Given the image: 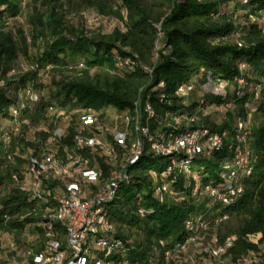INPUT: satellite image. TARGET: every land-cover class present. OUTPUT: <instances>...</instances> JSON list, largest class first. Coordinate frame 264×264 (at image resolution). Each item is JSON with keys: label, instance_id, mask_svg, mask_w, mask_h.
<instances>
[{"label": "trees", "instance_id": "trees-1", "mask_svg": "<svg viewBox=\"0 0 264 264\" xmlns=\"http://www.w3.org/2000/svg\"><path fill=\"white\" fill-rule=\"evenodd\" d=\"M25 7L28 30L18 20ZM90 9L117 20L123 29H89L83 12ZM72 14L78 24L70 22ZM250 16L257 22L252 24ZM262 16L264 0H29L27 6L24 0H0V233L13 238L7 248L0 243V264L21 263L25 251L40 253L55 239L65 243L67 230L53 212L69 182L42 177V196L36 194L26 187L29 161L54 156L64 165L74 163L78 179L83 170L99 171L101 186L120 172L137 138V125L150 127L152 135L228 133L225 147L212 150V157H196L190 171L204 189L221 188L228 175L224 165L233 159L232 145L250 149L247 168H234L242 193L226 201L202 192L194 195L195 183L172 170V157L156 158L146 145L147 153L129 166V178L104 206L112 231L103 236L121 241L124 249L108 257L98 253L97 260L164 264L166 252L191 237H201L206 245L216 237L219 246L228 239L233 243L223 261L264 264ZM216 83L232 90L201 93ZM185 86L195 88L187 103L176 95ZM147 106L155 111L151 118L143 114ZM77 111L84 115L72 116L65 136L58 138L60 115ZM91 113L101 121L111 113L130 119L128 149L111 141L115 163L99 151L78 149L76 138L90 135L82 118ZM239 121L246 126L241 132ZM162 178L172 195L159 193ZM190 221L195 233L187 230ZM27 234L35 240L28 242ZM212 257L204 255L203 262ZM27 259L26 264L33 263Z\"/></svg>", "mask_w": 264, "mask_h": 264}, {"label": "bare ground", "instance_id": "bare-ground-1", "mask_svg": "<svg viewBox=\"0 0 264 264\" xmlns=\"http://www.w3.org/2000/svg\"><path fill=\"white\" fill-rule=\"evenodd\" d=\"M255 17L250 16V22L252 24L256 23L258 20ZM161 87H163V85H161ZM191 91H192V86L181 87L177 91L176 95L178 98L185 100V94L190 96ZM144 111H147L146 117L148 118H151L155 115V111L150 106H147ZM118 115L123 116L125 118V121L127 122V130L126 132H119V133L116 132L114 134L108 133L105 130V128L101 126L100 124L101 118H99L98 115L92 113L85 115L82 118V124L84 130H87L90 133V135L87 137H85L87 134L84 137L83 135L82 136L80 135L79 137L76 138L78 149L99 151L100 152L99 154L105 156L110 161L118 159L116 158L115 147L111 141L113 140L117 146L123 148L124 150L128 149L127 138H129L128 130H130L128 129L130 122L129 117L126 114H118ZM139 120H141V118L140 116L139 117L137 116V122H139ZM237 127L240 132L246 128L245 124L241 121L238 122ZM149 128L150 127L141 128L138 127L137 125L135 131L137 134L136 135L137 138L136 140L134 139L133 144H131V147H129L128 157L127 159L125 158L126 161L120 166L119 168L120 172L116 173V175H114L112 178H109V180L105 184L103 183L104 185H102L101 183V186L99 185V180H101L100 179L101 174L99 173V171L97 172L96 170H92V169L83 170L82 172H80L81 179L79 178L80 179L79 180L78 177L80 175L77 176L76 171H74L78 168L76 167V165H75L76 169L75 167L73 168L74 163L71 167L70 165H64L60 160H57L52 165H49V167L48 166L45 167L44 166L45 161L43 159L42 161H40L39 159L36 158V161H34V159H31L29 161L27 176L28 179L33 178V185L31 184L32 185L31 188L36 194L41 195L43 193L42 177L48 179V177L51 176L55 180L69 182V186L66 193L64 192L65 194L61 197L58 195L59 197L57 199L60 202V206L58 209H56V211L53 212L54 214L53 219L66 228L67 234L64 240L65 243H62V241L58 242L55 239L56 241L55 240L51 241L45 247V249L40 253H35L32 250H28L26 253L24 252L21 256L22 261L21 263L18 264H26L25 261L28 260L27 258L33 259L32 264H70V254L67 253V251L71 249V246L73 244V233L71 227H68L67 224H65V215H67V220H74V213H71V207H80L81 211H88L90 210L91 206H98L96 217L93 218L91 222V231H98L99 229L104 228L102 232H90L89 234H83V239L81 240V245L78 251V259L81 264H103L102 263L103 261H98L99 259L97 260L98 253H106L108 257L115 251L124 249V244L121 241H118L117 239L112 240L113 238L109 239L103 236V234L106 235L112 231V226L109 221L108 214L104 209V206L112 202L117 195L119 186H116V178L119 177V175H121V172H126V174L128 175L129 166L137 164L144 155V153L145 152L147 153V151L145 150L146 145L150 146L149 153H151L156 157V145H153L152 137L149 136L150 133ZM203 132H206L205 136H203ZM210 133L205 130H199L194 132V136H193V132L184 133L185 140H188V143L183 147V142H175L176 150L161 152L160 157H166V158L172 157L171 158V163L173 166L172 170L175 168L179 169L185 174L187 179L193 180V182L195 183L194 195L198 196L199 194H201V192L204 191L206 194L210 195L213 198V200L215 199V201H217V194H215V189L217 188H213V187H207L205 189L202 187L200 188V186H198V183L199 182L201 183V180L197 175L193 174L190 171V167L192 166L194 159L196 157L209 156L212 150L217 151L225 147L226 145L225 139L227 138L228 133H223V134H216V133L210 134ZM65 134L66 132L60 130L56 134V136L58 138H63ZM138 134L139 135L142 134L144 138L143 139L141 137L138 138ZM121 135H125V137L114 139V137H119ZM173 137L174 135L172 134L170 135V133L167 135L164 134L163 137H160V139L157 140V145L171 144ZM213 140L215 143L212 144V149H211L210 146H207V144H209L210 141ZM146 142H148V144H146ZM138 145H139V155L131 158L132 153H135V151L138 148ZM241 148H239L238 146L234 147L232 145L233 159L238 158V152H240ZM198 149L199 152L194 155V152H197ZM178 156H181V159H179V161L176 159V157ZM251 156L252 155L250 149L249 150L246 149L245 157H243V160L239 162L238 166H236L235 169L245 170L249 164ZM49 171H50V175H47ZM237 175L238 174L234 172V176H235L234 188H236V195L242 193L241 187L238 186V183L240 182L237 183ZM225 178H228V175H224L223 179L225 180ZM162 183L163 184L162 187L159 189V193L161 195L162 194L172 195V193H170L169 190V185L163 180V178H162ZM93 185H96L98 187L97 190L89 191L90 190L89 187ZM115 186L116 188L114 189ZM80 187L81 190H77ZM105 189H114L110 191L109 200L107 201H103V199H105V192H104ZM49 196H51L50 193ZM231 197H234V195L226 194L225 196L220 197V201H226ZM187 230L192 233L196 230L195 225L192 221L187 223ZM51 235L52 234L49 233L47 235L48 238L51 237ZM111 236L109 237L111 238ZM199 238L191 237L189 240H187V243H189V241L192 240L193 246L191 247V249H178V252H171L170 254L166 252L164 257L165 259L164 264H203L202 262L204 261L203 259L204 255L205 256L213 255L212 257L213 260L208 263L204 262V264H232L228 261H223L222 259L233 245L231 239L227 240L225 246H219L218 245L219 243L218 244L215 243L218 242L219 240V239L217 240L216 237H213V239L211 238L212 241L209 242V244L207 245L204 243L205 241L201 242ZM198 242H201V244L197 245ZM186 244L180 247L186 246ZM205 259H207V257ZM27 262H29V260Z\"/></svg>", "mask_w": 264, "mask_h": 264}, {"label": "built area", "instance_id": "built-area-1", "mask_svg": "<svg viewBox=\"0 0 264 264\" xmlns=\"http://www.w3.org/2000/svg\"><path fill=\"white\" fill-rule=\"evenodd\" d=\"M221 84L222 83H216V85H220V86ZM191 98L192 96H188L185 94L184 103H187ZM143 114L144 116H146L147 111H144ZM205 133L206 132H203V136H205ZM149 136L152 137L153 145H156V158H160L161 152L176 150L175 142H183V147L188 143V140H185L184 133H174V137L172 138L171 144H164V145H157V137H163L164 133H156V135H152V132L150 131ZM193 136H194V132H193ZM124 137L125 135H121L119 137H114V139L124 138ZM214 143H215L214 140L210 141V143L207 144V146H210V148L212 149V144ZM199 149L197 150V152H194V155L199 152ZM245 153H246L245 147L241 148L240 152H238V158L231 159L230 163L224 165L223 170L228 171V178H225V180H223V187L215 189V194H217V201H220V197L225 196L226 194H233L234 198L238 196L236 195V188H234V181H235L234 168H236L239 162L243 160V157H245ZM137 155H139V145L135 153H132L131 158ZM33 159L34 161H36L35 158ZM128 177L129 176L126 174V172H121V175H119V177L116 178V186H120L122 183H124V180L127 179ZM116 186L114 187V189L116 188ZM114 189L104 190L105 199H103V201L109 200V193L111 190ZM77 190H81V187L78 188ZM97 209L98 206H91L90 210L81 211L80 207H71V213H74V220H67V215H65V224H67L68 227H71L73 233V244L71 246V249L67 251V253L70 254V264H81L78 259V251L81 245V240L83 239V234H89L90 232H102L104 229L101 228L98 231H91V222L93 218L96 217ZM215 243L218 244V242ZM192 246H193L192 240H190L189 243L186 244V246L179 247L174 251H168V253L170 254L171 252H178V249H191ZM202 263L204 264V262ZM124 264H129V262Z\"/></svg>", "mask_w": 264, "mask_h": 264}, {"label": "rangeland", "instance_id": "rangeland-1", "mask_svg": "<svg viewBox=\"0 0 264 264\" xmlns=\"http://www.w3.org/2000/svg\"><path fill=\"white\" fill-rule=\"evenodd\" d=\"M24 3H25V6H27V4L29 3V0H24ZM233 7H229V10H232ZM28 13V10H27V7H25L23 10H22V16L19 17V24L21 26H24L25 27V30H28V27L25 26V24H27V18L25 17L26 14ZM83 18L85 19V22H86V25L89 29L91 30H94V31H97L98 29H102L104 33H111L113 30H115L116 28H120V29H123V25L118 22L117 20L115 19H107V18H102L100 17L95 11L93 10H86L85 12H83ZM69 20L72 24H78L80 19H78L74 14H72L70 17H69ZM261 24L264 25V16H262L261 18ZM43 82H47L49 79L47 76H44L43 77ZM232 90V87H228V85L226 84H221L220 85H209V86H206L204 87L202 90H201V93L203 92V94L205 93H213V94H217V95H222V94H225L226 92H230ZM195 91V88L192 86V91L190 93V96L193 95ZM77 115H84L82 112L80 111H77V112H74L71 116H65L64 113H62L60 115V118L62 117L63 118V122L61 123V128L58 129L57 133L60 131V130H63L64 132L66 127L70 124V122L72 121V116H77ZM84 117V116H83ZM100 124L101 126H103L105 128V130L108 132V133H111V134H114V133H119V132H126L127 130V122L125 121V118L123 116H120L118 114H115V113H111L110 116H108L105 120L101 121L100 120ZM96 126V125H95ZM56 133V134H57ZM45 162H44V166L45 167H49V165H52L53 163H55L58 159H55L54 156L52 157H45L43 159ZM113 163H115V160L112 161ZM73 164H70V166L72 167ZM47 175H50V171L47 173ZM33 185V178H29L28 179V182L26 184V187H29L31 188V186ZM198 186H200V188H204L202 186V183H198ZM202 193H205L204 191ZM27 240L28 242H33L35 240V237L32 236L31 234H27ZM201 238V237H200ZM203 239V238H202ZM201 239V240H202ZM205 239V238H204ZM203 239V240H204ZM258 238H254L253 241L255 243L258 242ZM13 241V238L9 235H5V234H1L0 233V243H2L4 245V248H7L6 246L10 245V243ZM201 244V242L197 243V245ZM12 248H14V246H12ZM263 251H264V247H262ZM27 251H25L26 253Z\"/></svg>", "mask_w": 264, "mask_h": 264}]
</instances>
